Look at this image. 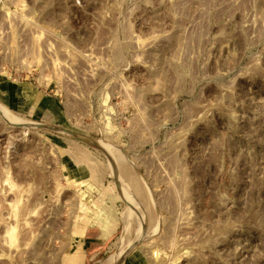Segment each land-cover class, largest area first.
<instances>
[{
    "label": "rangeland",
    "instance_id": "374dc122",
    "mask_svg": "<svg viewBox=\"0 0 264 264\" xmlns=\"http://www.w3.org/2000/svg\"><path fill=\"white\" fill-rule=\"evenodd\" d=\"M119 258L264 264V0H0V264Z\"/></svg>",
    "mask_w": 264,
    "mask_h": 264
},
{
    "label": "water",
    "instance_id": "95a60500",
    "mask_svg": "<svg viewBox=\"0 0 264 264\" xmlns=\"http://www.w3.org/2000/svg\"><path fill=\"white\" fill-rule=\"evenodd\" d=\"M36 128L38 129H49V130H52V131H56V132H59V133H63L77 141H80L82 143H85L87 145H90L92 147H95L97 149H100L101 150V147L99 146V143L89 137H86V136H82L80 134H77V133H74V132H71V131H68V130H65V129H60V128H54V127H48V126H41V125H38L36 126ZM123 258H121L119 260V262L117 264H119L121 262Z\"/></svg>",
    "mask_w": 264,
    "mask_h": 264
},
{
    "label": "bare ground",
    "instance_id": "6f19581e",
    "mask_svg": "<svg viewBox=\"0 0 264 264\" xmlns=\"http://www.w3.org/2000/svg\"><path fill=\"white\" fill-rule=\"evenodd\" d=\"M26 126H30V125H26ZM121 195L123 196V194H121ZM123 198H124V196H123ZM124 199H125V198H124ZM125 200H126V199H125ZM130 246H131V245H130ZM131 247H132V246H131ZM131 247H130V248H131ZM130 248H129V249H130ZM129 249H128V250H129ZM119 259H120V258H119ZM119 259H118V260H119ZM118 260H117V261H118ZM117 261H116V262H117ZM116 262H115V263H116ZM115 263H114V264H115Z\"/></svg>",
    "mask_w": 264,
    "mask_h": 264
}]
</instances>
